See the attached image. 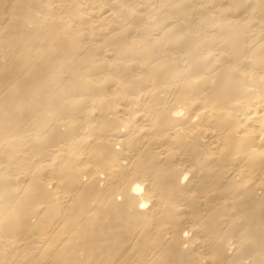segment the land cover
Here are the masks:
<instances>
[{"label": "bare ground", "instance_id": "bare-ground-1", "mask_svg": "<svg viewBox=\"0 0 264 264\" xmlns=\"http://www.w3.org/2000/svg\"><path fill=\"white\" fill-rule=\"evenodd\" d=\"M0 264H264V0H0Z\"/></svg>", "mask_w": 264, "mask_h": 264}]
</instances>
